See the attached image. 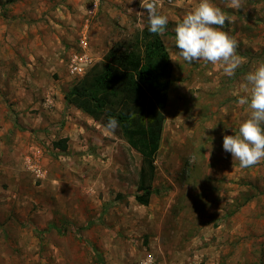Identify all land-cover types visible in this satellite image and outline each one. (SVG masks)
<instances>
[{
  "label": "rangeland",
  "instance_id": "1",
  "mask_svg": "<svg viewBox=\"0 0 264 264\" xmlns=\"http://www.w3.org/2000/svg\"><path fill=\"white\" fill-rule=\"evenodd\" d=\"M226 1L212 0L232 19L224 30L249 21L233 76L175 46L177 21L199 0H149L168 17L172 82L155 193L142 204V155L65 99L84 76L67 67L79 38L88 72L140 37L141 0H101L90 14L87 0H0V264H264V161L241 168L223 148L248 115L245 77L264 62V0H246L254 13L240 18Z\"/></svg>",
  "mask_w": 264,
  "mask_h": 264
},
{
  "label": "trees",
  "instance_id": "2",
  "mask_svg": "<svg viewBox=\"0 0 264 264\" xmlns=\"http://www.w3.org/2000/svg\"><path fill=\"white\" fill-rule=\"evenodd\" d=\"M147 24L132 45L112 47L65 94L68 104L107 125L115 117L120 134L143 158L136 199L148 204L155 193L151 182L164 129L165 108L172 82V60L166 43ZM135 113V118L130 115ZM62 151L67 138L55 142ZM58 229L51 224L47 230Z\"/></svg>",
  "mask_w": 264,
  "mask_h": 264
},
{
  "label": "clouds",
  "instance_id": "3",
  "mask_svg": "<svg viewBox=\"0 0 264 264\" xmlns=\"http://www.w3.org/2000/svg\"><path fill=\"white\" fill-rule=\"evenodd\" d=\"M141 7L148 14V30L164 35L168 17L160 14L156 4L149 0H141ZM229 7L239 10L241 0H231ZM226 20L232 22L212 0H199L191 6L174 28L175 46L183 60L189 63L203 60L213 65L222 63L224 73L233 76L242 60L237 55L236 38L224 30ZM245 81L238 104L247 107V118L235 128L234 135L223 138L224 150L231 153L233 161L240 162L241 168L264 161V62L248 72ZM129 118L134 119L135 113ZM106 127L115 131L117 119L110 117Z\"/></svg>",
  "mask_w": 264,
  "mask_h": 264
},
{
  "label": "built area",
  "instance_id": "4",
  "mask_svg": "<svg viewBox=\"0 0 264 264\" xmlns=\"http://www.w3.org/2000/svg\"><path fill=\"white\" fill-rule=\"evenodd\" d=\"M87 1L89 6L88 7L89 14L93 12L96 13V11L100 7L101 0H87ZM88 47H89L88 36L84 34L79 38V50L71 54V56L67 61L68 72L74 77L84 75L93 64V58L88 51ZM51 103L52 102H50L49 99L48 106ZM38 171L40 173L39 168Z\"/></svg>",
  "mask_w": 264,
  "mask_h": 264
},
{
  "label": "crops",
  "instance_id": "5",
  "mask_svg": "<svg viewBox=\"0 0 264 264\" xmlns=\"http://www.w3.org/2000/svg\"><path fill=\"white\" fill-rule=\"evenodd\" d=\"M248 1V0H247ZM230 2H231V0L229 1V2H227L226 1V5H225V9L224 10H226L225 11V13H229L230 14V12L231 13H235L234 14V16L235 17H238V18H240V16H239V14H242V13H244V12H251V13H254V9L252 8L253 6H254V0H251V2H252V5L253 6H245L246 4H247V2H246V0H241V3H242V7L238 10V9H236V8H233V7H229V4H230ZM250 8V9H249ZM242 21L243 20H241V21H239V23H240V26L239 27H237L236 28V30H234V27H229V26H227V28H225V30L231 35V36H234L235 38H238V37H240L241 36V34H242V32H246V31H243V29H242V25L243 26H245L247 23H249V21H246V23H243L242 24ZM258 22V21H257ZM84 26H87V22L84 24ZM234 31V32H233ZM253 38V37H252ZM237 40V39H236ZM241 43V42H240ZM240 43L238 44V45H240ZM49 108H51V107H49ZM76 108V107H75ZM78 110V109H77ZM80 111V110H79Z\"/></svg>",
  "mask_w": 264,
  "mask_h": 264
}]
</instances>
